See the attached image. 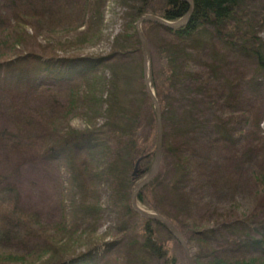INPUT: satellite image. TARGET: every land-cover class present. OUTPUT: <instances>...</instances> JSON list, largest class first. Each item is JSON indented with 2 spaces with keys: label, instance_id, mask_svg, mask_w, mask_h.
<instances>
[{
  "label": "trees",
  "instance_id": "trees-1",
  "mask_svg": "<svg viewBox=\"0 0 264 264\" xmlns=\"http://www.w3.org/2000/svg\"><path fill=\"white\" fill-rule=\"evenodd\" d=\"M10 1L11 10L20 23L6 27L0 11V51L5 47L16 49L27 41L28 35L21 29L23 20H32L35 30L69 32L88 25L86 32L89 33L84 37L100 32L107 5V0ZM155 1H118L124 9L125 26L107 57L57 58L30 52L15 60L0 61V80L21 89L30 88L39 71L91 76L83 88L68 91L64 102L51 98L34 111L15 103L10 116L23 128L22 133L30 135L29 141L14 143L10 152L17 155L18 161L63 164L70 174L74 208L88 213L92 220L98 219L103 211L98 188L100 183L105 184L110 191V203L122 215V222L138 220L141 252L157 262L177 264L170 245L158 234V227H167L141 217L132 207L133 190L151 171L157 144V119L146 90L144 61L141 58L131 71L127 68V60L143 52L137 22L145 15L178 21L190 9L182 0H164L160 8L154 6ZM193 2L190 21L178 30L151 22L142 25L149 43L153 33L163 37L156 50L163 68L152 72V83L164 122V153L159 172L138 194V203L171 221L190 249L196 247V253H192L195 264H264V259L255 261L244 257L255 252L264 258V224L253 223L249 216L234 219L215 207L212 212L203 213L202 208L209 201L207 198L200 201L197 195V191L205 188L234 195L238 185L232 171L228 176L222 175V168L230 167L222 157V149L235 147L236 137L245 132L238 116L243 112L240 104L244 102L239 88L245 79L242 75L232 79L221 77L217 48L222 44L230 55L239 52V56L256 61L257 73L247 83L254 88V94L260 95L264 91L263 87L260 89L261 79L264 81V41L253 24L245 23L238 16L243 0ZM240 22L247 24L246 27L240 28ZM198 58H204L202 70L197 67ZM134 76L138 78L134 80ZM74 113L85 118L88 123L85 129L71 127L70 117ZM252 120L259 123L258 116ZM212 163L221 174L211 176V172L204 181L205 175L201 174ZM137 164L140 177L133 179ZM171 171L174 172L172 177ZM255 178L259 188L264 190V172ZM5 193L0 192V264H19L21 259L44 252L37 238L45 239L50 235L48 238L52 240L56 232L45 230L35 213L18 207L16 190L13 196L6 197ZM158 197L161 201H153ZM210 215H217L212 228L204 226ZM30 241L34 244L32 250L20 253L13 250L17 244L24 246ZM52 250L51 257L42 264L94 262L91 251L65 259L59 250L54 247Z\"/></svg>",
  "mask_w": 264,
  "mask_h": 264
},
{
  "label": "rangeland",
  "instance_id": "rangeland-1",
  "mask_svg": "<svg viewBox=\"0 0 264 264\" xmlns=\"http://www.w3.org/2000/svg\"><path fill=\"white\" fill-rule=\"evenodd\" d=\"M118 1L107 0L101 31L93 32L86 37L84 34L89 33L86 32L88 25H84L77 31L52 32L46 31L47 29L35 30L31 26L32 20H23L21 23L24 22V24L21 29L28 35L27 41L20 47L17 46L16 49L5 47L4 51H0V61L15 60L29 55L30 52L57 58L107 57L113 50L116 37L122 33L125 26L124 9L119 6ZM62 2L65 3L64 0ZM163 2L164 0H156L154 6L160 8ZM12 7L10 0H0V11L4 14L6 27L11 28L20 23L16 21L18 16L14 15ZM238 16H241L245 23L249 21L253 24L258 36L264 41V0H243ZM238 25L244 28L247 24L240 22ZM36 31L39 34H36ZM151 36L153 38L151 44L148 40L147 42L152 72L156 73L163 68L156 52L163 37L154 33ZM228 51L229 49L222 44L217 48L222 64L221 77L232 79L242 75L245 79L242 87L239 88L241 99L244 101L240 104L243 112L238 114L245 132L236 137L235 147L226 146L222 149L224 155L222 157L230 166L222 168V175L228 176V173L232 171L238 185L234 195L214 193L213 189L205 188L201 192L197 191L198 200L202 201L203 198H207L209 201L203 206V213L212 212V207H215L218 212L227 213L234 219L249 216L253 219V223L264 224V190L259 188L255 178L261 171L264 172V91L260 95L254 94V88L247 83V80L257 73L256 61L239 56V52L230 55ZM141 58L144 61L143 52L128 59L129 67L127 68L130 71L135 69ZM203 59L196 60L198 69H204ZM37 73L35 83L30 88L16 89L4 83L3 79L0 80V192H6L5 196L9 197L13 196L16 190L18 207L26 212L35 213L45 230L56 232L52 240L48 238L50 235L45 236V239L37 238L36 242L44 246V252L40 251L30 256L34 253L32 251L28 254L30 257L26 260H19V264L44 263L51 257L52 247L63 253L65 259L88 254L91 251L94 259L92 264H163L141 252L139 243L142 234L138 220L122 222V215L110 203V191L105 184L100 183L98 188L101 193L99 201L103 206V211L98 219L92 220L88 217V213L79 212L74 208L72 201L75 195L70 191V174L63 164L43 165L41 162L33 163L34 161L31 160L21 161L19 159L18 161L17 155L10 152L14 143L29 141L30 135V133H22L23 128L18 127L17 122L10 116L15 103H22L24 107L34 111L42 104H46L47 100H52L51 98L64 102L68 91L77 87L83 88L87 80L91 78V76L78 72L56 74L45 70ZM136 78L138 76H134V80ZM261 84L260 89L264 88L263 79H261ZM255 116H258L259 123L252 120ZM98 122L102 123V120L99 119ZM69 124L74 129H85L88 125L80 113H74L70 117ZM240 160L242 161L238 164ZM214 165V163L208 165L206 172L201 174L205 175L202 177L204 181L209 179L211 172V176L221 174L220 169L215 170ZM173 173L171 171L170 177ZM153 201L161 200L158 197ZM216 220L217 215H210V219L204 223V226L212 228ZM63 225L65 227L61 229L62 231L58 230ZM157 230L161 239L170 245L171 253L177 258V264H187L184 251L177 240L173 239L171 232L163 227H158ZM10 242L14 243L11 240ZM31 242L24 246L15 244L14 248L18 251L14 248L13 250L19 253L27 252V249L30 251L34 245ZM191 251L195 254L196 247H192ZM244 257L255 261L264 259L255 252H249Z\"/></svg>",
  "mask_w": 264,
  "mask_h": 264
},
{
  "label": "water",
  "instance_id": "water-1",
  "mask_svg": "<svg viewBox=\"0 0 264 264\" xmlns=\"http://www.w3.org/2000/svg\"><path fill=\"white\" fill-rule=\"evenodd\" d=\"M182 1L187 2L190 5V9L188 13L178 21H168V20H165L155 15H145L141 17L139 21L137 22V32H138V36L141 41L142 49L144 53V74H145L146 90L154 105V110H155L156 119H157V144H156V151H155V160H154V164H153L151 171L138 185L135 186L133 190L132 207L134 211L138 213L141 217L145 219L159 221L163 225H165L168 228V230L171 232V234L175 237L177 242L181 245L184 251L185 257H186L187 264H195L192 251L190 247L188 246L180 230L164 216L158 213H155L153 211L146 210L143 207H141L137 199L138 194L142 191V189L145 186H147L156 177L157 173L159 172L161 164H162V160H163V153H164V122H163L160 103L158 101L157 95L153 88L150 51L148 47V42L145 38L143 29H142V25L145 22H151V23H155L157 25L166 27L170 30H178L186 26L192 17V14L194 11V2L193 0H182ZM139 170H140V166L139 164H137L134 170V173H133V179H137L140 177Z\"/></svg>",
  "mask_w": 264,
  "mask_h": 264
},
{
  "label": "bare ground",
  "instance_id": "bare-ground-1",
  "mask_svg": "<svg viewBox=\"0 0 264 264\" xmlns=\"http://www.w3.org/2000/svg\"><path fill=\"white\" fill-rule=\"evenodd\" d=\"M156 213V212H155Z\"/></svg>",
  "mask_w": 264,
  "mask_h": 264
}]
</instances>
